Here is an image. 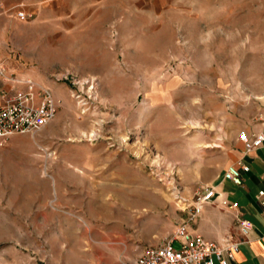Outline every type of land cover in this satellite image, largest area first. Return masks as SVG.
Listing matches in <instances>:
<instances>
[{"label": "rangeland", "instance_id": "374dc122", "mask_svg": "<svg viewBox=\"0 0 264 264\" xmlns=\"http://www.w3.org/2000/svg\"><path fill=\"white\" fill-rule=\"evenodd\" d=\"M19 21L0 82L55 111L0 144V264H133L264 122V0H70Z\"/></svg>", "mask_w": 264, "mask_h": 264}, {"label": "crops", "instance_id": "0c3cea01", "mask_svg": "<svg viewBox=\"0 0 264 264\" xmlns=\"http://www.w3.org/2000/svg\"><path fill=\"white\" fill-rule=\"evenodd\" d=\"M68 2L70 0H0V62H8L10 32L23 23L15 18L16 12L23 13L26 21H31L43 13L54 14L58 10H65ZM22 75L20 72L18 76L24 77ZM15 87L14 83L0 82V92L3 89L6 92L16 91ZM36 87L40 88L38 85ZM261 130H264V122L244 133L253 134ZM227 166L246 168L245 172H240L239 185L221 178ZM207 186L213 189L214 199L202 206L200 213L188 223V230L205 241L219 245L227 240L238 242L233 259L223 254L227 264H264V204H260L257 196L259 192L264 196V142L261 147L245 153L236 139L222 167ZM221 201L228 204L235 202L237 207L228 210L221 206ZM236 217L251 225L245 237H241L237 231ZM186 218L185 215L182 222Z\"/></svg>", "mask_w": 264, "mask_h": 264}, {"label": "built area", "instance_id": "2783aa9c", "mask_svg": "<svg viewBox=\"0 0 264 264\" xmlns=\"http://www.w3.org/2000/svg\"><path fill=\"white\" fill-rule=\"evenodd\" d=\"M15 16L23 20L25 15L16 12ZM3 68L0 67V75ZM36 99V100H35ZM55 106L47 90H41L34 95V85L30 80L24 81V90L2 92L0 97V144L16 135H27L40 131L53 118ZM245 153L251 152L262 146L264 130L253 134L241 132L237 136ZM246 171L243 166H227L221 178L234 185L241 183L240 172ZM260 204H264V196L257 194ZM214 199L213 189L200 186L193 195L190 210L187 212L186 221L176 226L169 237L161 244L154 247L143 248L135 257L133 264H227L223 254L233 259L237 251L238 242L227 240L222 245L205 241L200 236L188 230V223L199 213L204 204ZM228 210L237 207L235 202L228 204L220 202ZM235 224L241 237H245L251 228L246 220L236 217Z\"/></svg>", "mask_w": 264, "mask_h": 264}]
</instances>
